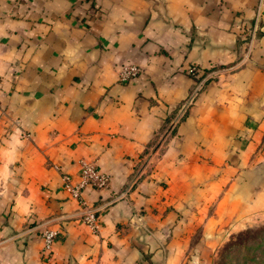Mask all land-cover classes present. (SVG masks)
I'll list each match as a JSON object with an SVG mask.
<instances>
[{
    "label": "crops",
    "instance_id": "crops-1",
    "mask_svg": "<svg viewBox=\"0 0 264 264\" xmlns=\"http://www.w3.org/2000/svg\"><path fill=\"white\" fill-rule=\"evenodd\" d=\"M262 215L264 0H0V264H203Z\"/></svg>",
    "mask_w": 264,
    "mask_h": 264
},
{
    "label": "rangeland",
    "instance_id": "rangeland-1",
    "mask_svg": "<svg viewBox=\"0 0 264 264\" xmlns=\"http://www.w3.org/2000/svg\"><path fill=\"white\" fill-rule=\"evenodd\" d=\"M221 228L217 243L205 249L203 264H264V215L245 225Z\"/></svg>",
    "mask_w": 264,
    "mask_h": 264
},
{
    "label": "built area",
    "instance_id": "built-area-1",
    "mask_svg": "<svg viewBox=\"0 0 264 264\" xmlns=\"http://www.w3.org/2000/svg\"><path fill=\"white\" fill-rule=\"evenodd\" d=\"M258 29H259L258 18H255V20L253 21L252 25L248 30L250 39L254 37ZM188 70L190 72L193 71L194 70L193 66H190ZM138 72H139L138 65H136L135 63H126L123 64L117 70V77L121 81H126L129 78L135 76ZM80 165H81L80 181L77 184H70L68 182L66 183V186L70 190L72 195L79 196L80 187L86 183H91L98 188H102L107 184L108 182L107 173L100 171L98 167H96L93 163L83 160L81 161ZM91 218L93 219V217ZM57 234H58L57 229L45 228L42 230V236L44 239L42 252L48 253L52 250L53 242Z\"/></svg>",
    "mask_w": 264,
    "mask_h": 264
}]
</instances>
